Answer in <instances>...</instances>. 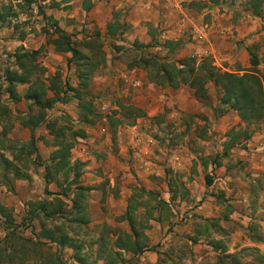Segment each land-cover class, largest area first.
Instances as JSON below:
<instances>
[{
  "label": "rangeland",
  "instance_id": "obj_1",
  "mask_svg": "<svg viewBox=\"0 0 264 264\" xmlns=\"http://www.w3.org/2000/svg\"><path fill=\"white\" fill-rule=\"evenodd\" d=\"M190 1L178 3L199 22L210 21L216 12L232 11L236 18L253 15L244 0H223L200 10L192 8ZM125 2L0 0V12L6 7L12 13L0 23V89L4 85V69L11 67L8 55L20 46L25 47L22 42L27 43L26 49L40 48L37 57L40 63L51 57L49 47L57 38L49 21L51 16L62 23V29L71 39L78 41L77 48L90 60L93 72L89 90L94 106L90 124L80 121L76 99L58 101L45 111L49 120H57L52 130L63 129L65 140H72L71 162L80 163L81 173L77 182L70 185L66 197L63 189L68 187L73 174L65 179L62 171L57 173L60 186L56 181L46 183L44 179L43 163L49 161L57 133L48 132L42 124L33 131L37 152L15 160L28 173V178L14 179L13 191L0 183V203L10 209L15 231L22 230L19 233L22 238L32 236V228L38 231L39 221H45L47 226L65 222L69 234L83 244L87 264H264V196L260 191L264 172L256 177L251 170H246L247 164L240 158L249 142L259 139L258 144L261 143L263 122L245 128L235 111L221 113L218 98L222 90L210 82L206 98L185 85L174 88L154 82L150 72L135 63L140 57L156 54L172 59L192 56L200 60L204 56L187 54L180 45L174 50L168 49L163 29L156 22L142 23L141 28L134 30L127 19L128 13L122 11L126 6L121 3ZM51 8L56 12H49ZM78 18H82L81 22ZM109 24L116 28L113 35L107 33ZM188 37L191 40L192 32H188ZM29 39L34 42L33 46ZM181 40L178 41L181 43ZM254 51L264 62V52L259 48ZM211 58L221 70L242 73L243 69L250 68L249 58L244 66L240 60L225 59L216 64L215 58ZM52 65L54 69H46L49 78L74 86L70 67ZM26 87L18 85L17 89L22 94ZM8 105L13 109L14 126L7 134L12 142L5 141L3 153L12 158L9 145L14 143V149H19L30 139V129L21 125L26 119L23 112L32 114L36 108L24 99H9ZM121 105L139 108L143 114L133 118L135 114ZM119 118L122 120L116 124ZM80 129L85 134L83 137L71 136ZM255 152L264 155V145ZM44 155L48 156L46 160ZM206 176L212 180L209 186L205 183ZM78 183L103 190L104 194V199L93 205L88 202L92 194L87 192V224L66 218L52 222L44 217L22 222L29 214L28 201L45 199L52 206L54 200L63 199L70 207L69 199L77 198ZM246 192L248 206L243 205ZM22 194H29L30 199ZM130 204L137 206L132 217L136 227L144 225L145 236L140 239L150 248L135 255L123 252L116 255V236L121 231L130 232L128 221L122 217ZM9 232L8 221L0 215V247L6 251L14 243L6 240ZM55 249L54 245L44 244L38 250H28L27 264L54 256ZM15 253L18 258L21 256L19 250ZM72 253L69 248L61 250L66 264H77ZM0 264L22 263L18 259L9 263L0 258Z\"/></svg>",
  "mask_w": 264,
  "mask_h": 264
},
{
  "label": "trees",
  "instance_id": "obj_2",
  "mask_svg": "<svg viewBox=\"0 0 264 264\" xmlns=\"http://www.w3.org/2000/svg\"><path fill=\"white\" fill-rule=\"evenodd\" d=\"M66 1L70 2L72 0ZM222 1L223 0H191L189 4H191L190 6L195 10H200L215 6ZM244 5L253 15L264 19V0H244ZM85 8L87 9L88 6H85ZM5 9L6 7H4V11L0 12V23L5 21L6 18L12 14ZM43 16L45 17L44 14ZM49 21L51 22L53 31L57 34V38L52 40L55 49L61 52H70L71 57L67 60V65L69 66V64L74 63L78 67L77 83L75 86H71L69 83L61 84L52 78L44 77L46 67L42 65L37 58L40 48L29 50L20 46L14 53L8 55L11 67H6L4 69V85L3 88L0 89V169L2 168L0 183L5 184L8 189L12 191L14 190V179L28 178V173L17 165L15 160H19L23 155H30L33 152H37L33 131L44 124L48 132H51L56 124L57 120H49L47 118L45 114L46 110L53 107L58 101L67 102L74 98L77 100L80 121L86 124L92 123L94 106L90 99L89 82L93 71L90 60L77 48L78 41L71 39V37L58 25L57 19L50 16ZM115 31L116 28L112 24H109L107 33L113 35ZM164 44L168 46V49L174 50L179 47L180 41L167 39L164 41ZM249 62L250 68L239 73L238 71L221 70V68L214 64L210 56H204L201 57L200 60H197L192 56L172 59L160 57L156 54H148L135 61L137 65H141L150 72L151 79L157 84H168L174 88L185 85L194 89V92L203 98L207 97V84L209 82L215 86H219L222 90L218 98V103L222 106L221 113H225L228 110L235 111L240 121L245 124V128H249L250 125L258 124L264 117V73L257 68L259 59L256 53L250 52ZM23 84L27 85V87L23 94H21L17 86ZM50 91L52 95H49ZM61 93L64 95L61 96ZM2 95H7L8 99L2 97ZM9 99L11 101L24 99L36 108V111L32 114L23 112L26 119L22 121L23 123H21V125L30 129V139L26 144L21 145L19 149H14V143L9 145L10 149H12V158H9L3 153V149L6 147L5 141L12 142L7 134L14 126V121L11 119L13 117V109L8 105ZM121 107L127 108L130 112H133L135 114L133 118L143 114L141 109L130 105H121ZM121 120V118L116 119V124H119ZM52 132L55 134L57 133V135L54 137L55 139L52 143L54 149L49 155V161L43 163L45 165L44 179L46 183L52 181L57 182V173H61L62 171L65 179L70 174H73L68 187L63 189V195L66 197L65 194H67V190H70V185L77 182V177H79L81 173V171H79L80 163L77 162L74 164V162H71L70 151L73 142L72 140H65L63 129L57 131L52 130ZM54 133H52L53 136L55 135ZM84 135L83 130L80 129L72 133L71 136L83 137ZM228 147L229 145H226L225 149H228ZM50 167H52L51 171ZM211 182V178L206 176V185L209 186ZM56 185L60 186V183L57 182ZM91 189L92 188L79 185V183L76 184L77 198L69 199L70 207H68L66 201L63 199L54 200L52 206H49V202L45 199L28 201L26 205L30 207L27 212L29 214L28 217L22 218V222L27 219L31 220L44 217L46 220H52V222L58 218H66L67 221L87 224L89 218L87 215L86 196L87 192ZM46 192L47 194H51L49 191ZM162 203L165 204L164 201ZM136 207L135 204L128 205L125 214L122 216L123 219L128 221L130 232L121 231L118 236H116L114 242V247L117 248L116 252H114L116 255H121L122 251L135 255L150 248L140 239L141 236H145L142 231L144 225L138 223L139 227L135 226L132 212ZM0 215L8 221L10 228V232L6 235V240L14 241V243H11L10 251H6L7 249L4 250L0 247V258L9 261V263H15V260L18 259L22 264H27L26 260L29 257L28 250L32 251L31 249L33 248H37L38 250L40 245L51 244L56 248L54 256L49 255L47 258L41 261H33L31 264H66L61 254L63 248H69L73 251L71 257L74 262L77 264H87V257L85 253H82L83 244L73 235L69 234L65 222L59 224L51 223L50 226H47L45 221H39V230L35 231V228H32V236L29 238H22L19 236L22 230L19 231V233L15 231V221L10 209H7L6 206L1 203ZM27 242L30 243L32 247L27 245ZM217 244L222 246L220 243ZM16 245H18L19 248L16 247ZM18 250L21 252L19 258L15 253ZM100 255L101 251H98V256ZM106 260L108 263L111 262L110 259Z\"/></svg>",
  "mask_w": 264,
  "mask_h": 264
},
{
  "label": "crops",
  "instance_id": "obj_3",
  "mask_svg": "<svg viewBox=\"0 0 264 264\" xmlns=\"http://www.w3.org/2000/svg\"><path fill=\"white\" fill-rule=\"evenodd\" d=\"M93 1L94 0H92V2ZM178 1L179 0H126L125 4H121H123L122 6H126L122 11L128 13L127 19L134 30L141 28L142 23L149 21L156 22L155 24L163 29L166 39H182L180 47L183 52L191 55H198L199 57L209 55L215 58L216 64H220V60L226 59L229 62L241 61L242 66H244L245 63H248L250 52H255L254 49L259 48L264 52V19L251 14L236 18L233 16L232 11H227L223 13H213V17L208 22H199L188 10L179 5ZM53 9L54 8H51L49 12L55 13L56 11ZM82 11L84 12V10ZM66 13H68V11ZM68 16L71 17L73 15L68 14ZM78 19L80 20L79 22H81L82 18ZM80 24L81 23H78V25ZM58 25L61 27L62 23L58 22ZM188 32H192L191 40L188 37ZM31 42L32 45H30L33 46L34 42ZM22 43L27 47V43ZM32 48L37 49L36 46ZM49 53L55 61L52 60L51 57H48L41 64L44 65L46 69L50 67L54 69L52 64L70 67L69 74L73 75V84L75 86L77 83L78 67L74 63L69 64V66L67 65V60L71 57V53L57 51L54 45L49 47ZM262 56H264V53ZM244 60H246V62ZM257 68L264 73V62H262L261 59H259ZM244 70L245 69H243L242 72ZM53 75L55 76V73H53ZM44 77H48L47 70ZM262 122V124H264V117ZM263 139L264 135L261 134L260 144H258L259 139H255L249 142L247 148L242 149L240 153V158L247 164L246 170H251L256 177L261 176L264 172V155L255 152L260 146L264 145V142H262ZM251 145H253V147H251ZM43 158L46 160L48 156L44 155ZM104 172H107V167ZM261 180L263 181V178H261ZM260 187L261 195L264 196V185H260ZM90 193L92 195H90L88 202L93 205L104 199L103 190L99 191L92 187ZM248 195L249 193L246 192V203L243 204L244 206L249 205L250 201L247 198ZM22 196H25L26 199H30L29 194H22ZM244 213L246 215L248 214L246 208L244 209ZM122 252L124 255L129 254V252Z\"/></svg>",
  "mask_w": 264,
  "mask_h": 264
}]
</instances>
